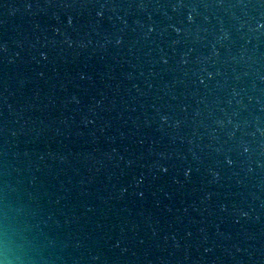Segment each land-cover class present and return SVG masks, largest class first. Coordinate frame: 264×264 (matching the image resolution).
<instances>
[{"label":"water","instance_id":"water-1","mask_svg":"<svg viewBox=\"0 0 264 264\" xmlns=\"http://www.w3.org/2000/svg\"><path fill=\"white\" fill-rule=\"evenodd\" d=\"M0 264H264V0H0Z\"/></svg>","mask_w":264,"mask_h":264}]
</instances>
